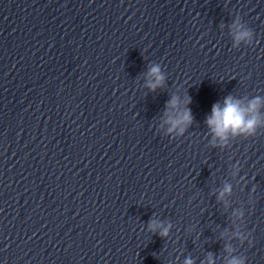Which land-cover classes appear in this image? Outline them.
I'll list each match as a JSON object with an SVG mask.
<instances>
[{
  "label": "water",
  "instance_id": "1",
  "mask_svg": "<svg viewBox=\"0 0 264 264\" xmlns=\"http://www.w3.org/2000/svg\"><path fill=\"white\" fill-rule=\"evenodd\" d=\"M0 264H264V0H0Z\"/></svg>",
  "mask_w": 264,
  "mask_h": 264
}]
</instances>
